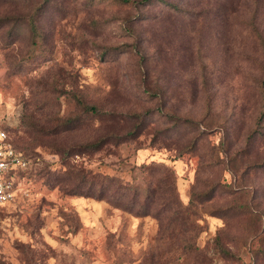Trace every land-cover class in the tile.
<instances>
[{"label":"rangeland","instance_id":"rangeland-1","mask_svg":"<svg viewBox=\"0 0 264 264\" xmlns=\"http://www.w3.org/2000/svg\"><path fill=\"white\" fill-rule=\"evenodd\" d=\"M121 1L0 0V115L30 161L0 264H264V0ZM79 171L150 214L72 194Z\"/></svg>","mask_w":264,"mask_h":264},{"label":"trees","instance_id":"trees-1","mask_svg":"<svg viewBox=\"0 0 264 264\" xmlns=\"http://www.w3.org/2000/svg\"><path fill=\"white\" fill-rule=\"evenodd\" d=\"M151 0H143V3L146 2H150ZM121 2L123 3H128L130 2V0H122ZM135 2V1H134ZM32 28L34 31L37 32V24L34 22L32 25ZM78 103L83 105L85 108V111L88 114H91L92 116L96 117V118H100L104 115V113L99 110L97 108V106L95 105H90L87 104L86 102L78 99ZM140 118V122L137 125V128L130 132L127 133L123 136H118V137H114V136H105L102 138H99L97 141L92 142V143H88L84 146H77L74 147L76 148V152L74 148L68 149V150H62L61 152L65 155L69 154H78L77 152H85V151H97L100 150L109 140H111V138H116L118 143H124L127 142L129 139H135L136 136L138 135L137 130H140L141 127L144 124V117H142L141 115H138ZM27 123H25L27 125V129L25 131H27V133H32L35 131H39V132H44V130L38 129V124L35 123L34 121H25ZM78 122V119H72L70 121H68L66 124L70 125L68 128H74L75 124ZM8 128V123H6L5 125V129L7 130ZM32 128V129H31ZM9 134V132H8ZM10 139L12 140L14 146L22 151V149H20L15 142L13 141L12 137L9 134ZM23 152V151H22ZM24 153V152H23ZM67 174H71V176H74V171L71 170H66L64 172V177ZM70 176V177H71ZM76 177L79 178L78 183L72 188L70 189V192L72 194H76L79 196H88V197H96L97 199H105L107 201H109L110 203L122 207L128 211L131 212H136L139 215H148L150 214V206L149 205H145L143 204L141 207H139L136 211V203L138 201V197H136V195L138 194L137 191H134V197L130 199H127L128 195V187L125 185H123L122 183H119L118 180L114 177H109V176H101L98 174H93L91 176H89L88 174L84 173L83 171H79L76 173L75 175ZM136 189V188H134ZM208 194V193H207ZM149 195L151 196V193H147V197H149ZM191 202H193V198L191 199ZM179 204V203H178ZM182 204H179V209H181L180 213H183L184 211L186 212V207H182ZM190 207V206H189ZM218 241V245H220L219 243V239H217ZM220 249L222 250V252H224L225 254H229L228 251L226 249H224L222 246L220 247Z\"/></svg>","mask_w":264,"mask_h":264},{"label":"built area","instance_id":"built-area-1","mask_svg":"<svg viewBox=\"0 0 264 264\" xmlns=\"http://www.w3.org/2000/svg\"><path fill=\"white\" fill-rule=\"evenodd\" d=\"M7 119L0 115V205L14 201L18 195V179L29 167L28 157L18 150L5 129Z\"/></svg>","mask_w":264,"mask_h":264}]
</instances>
